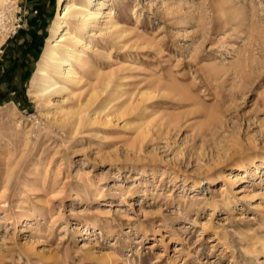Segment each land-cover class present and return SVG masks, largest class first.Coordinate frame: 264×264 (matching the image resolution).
I'll return each mask as SVG.
<instances>
[{
	"label": "rangeland",
	"instance_id": "obj_1",
	"mask_svg": "<svg viewBox=\"0 0 264 264\" xmlns=\"http://www.w3.org/2000/svg\"><path fill=\"white\" fill-rule=\"evenodd\" d=\"M104 1L48 99L60 1L0 13V264H264V0Z\"/></svg>",
	"mask_w": 264,
	"mask_h": 264
},
{
	"label": "bare ground",
	"instance_id": "obj_2",
	"mask_svg": "<svg viewBox=\"0 0 264 264\" xmlns=\"http://www.w3.org/2000/svg\"><path fill=\"white\" fill-rule=\"evenodd\" d=\"M5 1L0 0L1 14ZM59 1L60 10L33 80L36 93L33 95L43 96L47 99L54 93L64 91L67 86L79 82L80 76L75 65L81 62L83 57L78 51V47L88 44L83 38V31L101 17H107L106 23H112L113 17L111 13L104 15L103 7L106 4L104 0L97 2L96 7H92L96 0ZM114 25L112 23L105 28L109 29ZM65 67L66 69H64ZM61 81L65 83L61 84L62 86L59 85ZM235 176H237L236 178L241 177L240 173ZM224 189H226V184L221 187V190ZM259 241L264 248V239Z\"/></svg>",
	"mask_w": 264,
	"mask_h": 264
}]
</instances>
